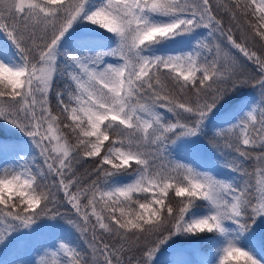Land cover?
I'll return each instance as SVG.
<instances>
[{"label": "snow or ice", "instance_id": "1", "mask_svg": "<svg viewBox=\"0 0 264 264\" xmlns=\"http://www.w3.org/2000/svg\"><path fill=\"white\" fill-rule=\"evenodd\" d=\"M0 251L264 264V0H0Z\"/></svg>", "mask_w": 264, "mask_h": 264}, {"label": "trees", "instance_id": "2", "mask_svg": "<svg viewBox=\"0 0 264 264\" xmlns=\"http://www.w3.org/2000/svg\"><path fill=\"white\" fill-rule=\"evenodd\" d=\"M90 166H91L90 164L85 165V167H90ZM20 255L21 254L19 253L9 252L7 258L0 256V264H10V262H13L15 264H21V262H19ZM190 259H192L194 262H198L194 256L193 257L191 256Z\"/></svg>", "mask_w": 264, "mask_h": 264}, {"label": "rangeland", "instance_id": "3", "mask_svg": "<svg viewBox=\"0 0 264 264\" xmlns=\"http://www.w3.org/2000/svg\"><path fill=\"white\" fill-rule=\"evenodd\" d=\"M8 254H9V251H0V256H2V257H4V258H7ZM206 254H207V249H206V247H203V248L200 249V251H199L198 253H193V254H192V257L194 256L195 259H197V261H199V260H200L202 257H204ZM13 256H14V255H13ZM22 258H23V259H26L27 256L21 254V255L19 256V262H21V259H22ZM10 264H15V263L10 262Z\"/></svg>", "mask_w": 264, "mask_h": 264}]
</instances>
